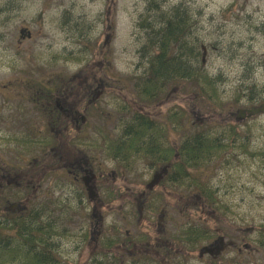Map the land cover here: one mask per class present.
<instances>
[{"label": "rangeland", "instance_id": "1", "mask_svg": "<svg viewBox=\"0 0 264 264\" xmlns=\"http://www.w3.org/2000/svg\"><path fill=\"white\" fill-rule=\"evenodd\" d=\"M155 1L164 9L178 6L191 15L190 33L203 40V63L217 80L225 110L235 108L238 86L247 91L255 84L258 92L255 102L241 98L238 107L260 103L264 0ZM148 3L0 0V166L8 176L17 173L22 182L19 198L13 185L3 193L8 198H0V218L44 204L56 224L63 223L59 228L64 235L56 236L60 264H93L110 252L127 264H148L147 259L211 264L212 256H200L201 248L221 236L226 247L217 255V264H264V113L236 122L243 141L226 147L223 154L213 153L204 165L212 185L208 187L214 189V199L207 204L193 194L195 187L182 182L161 178L148 187L158 165L150 166L139 151L122 160V154L115 156L104 144L134 110L165 119L176 111L172 104H190L192 93L180 95L176 89L153 106L136 101L134 81L154 51L140 25ZM42 92L49 96L40 99ZM63 101L83 104L80 114L86 120L79 134L70 131L73 123L55 107L64 106ZM198 118L194 113L192 120ZM169 138L174 142L173 132ZM51 148L68 149L73 155L63 153L60 159ZM80 154H86L95 174V201L66 166ZM193 229L204 232L185 239V232Z\"/></svg>", "mask_w": 264, "mask_h": 264}, {"label": "trees", "instance_id": "2", "mask_svg": "<svg viewBox=\"0 0 264 264\" xmlns=\"http://www.w3.org/2000/svg\"><path fill=\"white\" fill-rule=\"evenodd\" d=\"M148 4L140 25L146 32L148 48L154 51L150 53L147 61L149 71L141 72L134 81L139 96L137 101L143 102L144 98H153L155 91L162 89L161 84L182 83L183 90L190 84L195 86L201 95L212 92V98L203 105L205 111L225 112L222 94L214 87L216 80L207 73L203 65V40L199 35L194 37L193 31L190 33L193 24L191 15L186 9L178 6L168 9L159 7L155 0H149ZM262 29L264 30V24ZM42 87L49 90L47 86ZM241 98V90H237L232 103ZM187 112L183 107L182 114ZM129 116V119L122 123L118 134L109 140L110 149L115 151V156L122 154L121 159L126 160L132 150H168L156 139L160 132L163 135L168 133V127L162 130L161 124L150 121L138 111ZM220 123L215 121L213 131L199 128L195 141L180 147L184 163L204 160L207 157L205 150L210 147H225L218 133L222 130V127L217 126ZM152 131L153 140L149 139L148 134ZM241 141L243 138L237 128L231 126L228 146H235ZM2 193L3 190L0 189V197ZM61 225L62 222L56 224L55 218L44 204L37 208L33 206L31 211L26 213L21 212L10 215L5 220L0 219V264H60L61 257L56 242L60 237L56 236L64 235V230L59 228ZM201 233L202 230L193 229V233L185 232V239L192 240L196 235L201 237ZM113 261L110 252L102 255L93 264H113Z\"/></svg>", "mask_w": 264, "mask_h": 264}, {"label": "flooded vegetation", "instance_id": "3", "mask_svg": "<svg viewBox=\"0 0 264 264\" xmlns=\"http://www.w3.org/2000/svg\"><path fill=\"white\" fill-rule=\"evenodd\" d=\"M87 94L86 92L84 93L82 99H83V104L87 101ZM64 106L58 107L57 103V108L60 110L61 113H63V116H66L69 121L73 123V126L76 128V130H73V132L79 134L81 132L82 124L85 123V116L81 115V107L82 105L80 103V106L78 107V104L72 102L71 104L65 103L63 101ZM95 105V103L93 102ZM88 107V103L86 104L83 112L86 111ZM52 111V110H51ZM151 114L148 115V119L151 121ZM73 137V136H72ZM149 139H151V136H149ZM159 143L162 145L163 142L159 141ZM53 149V148H51ZM55 150V149H53ZM146 155L151 159V161L148 163L150 166L155 167L158 165V170L157 171H164V174L160 176V182L163 180H167L172 183H179L182 181V176H183V161H182V150H144ZM55 153H59L60 159L62 158V154H68V157L72 156L73 154H70L68 149L65 150H55ZM169 153V155H167ZM172 154L173 158L170 161L168 160V157H171L170 155ZM54 155V154H53ZM58 160V158L56 157ZM69 159V158H68ZM66 166H68L69 170L68 172L73 176L74 180H80L83 177H87L88 179L91 180L93 183L94 188V178L95 175L92 172V166L90 164V161L87 159L86 154L82 155L80 154L79 156H74L73 162L68 160V163H66ZM82 175V176H81ZM94 175V176H93ZM81 176V178H79ZM158 176H155V179H157ZM159 182V184H160Z\"/></svg>", "mask_w": 264, "mask_h": 264}, {"label": "water", "instance_id": "4", "mask_svg": "<svg viewBox=\"0 0 264 264\" xmlns=\"http://www.w3.org/2000/svg\"><path fill=\"white\" fill-rule=\"evenodd\" d=\"M22 32V31H21ZM264 111V103L260 104L259 106H256V107H252L250 109H248V113L250 115L252 114H256V113H259V112H263ZM88 191L90 193V197H93V194H92V187L88 186ZM221 242V241H220ZM220 249V247L216 246L215 248H210V247H206L203 249V252H209V253H213L214 250L216 252H218Z\"/></svg>", "mask_w": 264, "mask_h": 264}]
</instances>
